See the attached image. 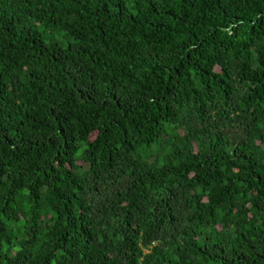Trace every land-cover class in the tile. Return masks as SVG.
I'll list each match as a JSON object with an SVG mask.
<instances>
[{"label":"trees","instance_id":"obj_1","mask_svg":"<svg viewBox=\"0 0 264 264\" xmlns=\"http://www.w3.org/2000/svg\"><path fill=\"white\" fill-rule=\"evenodd\" d=\"M0 264H264V0H0Z\"/></svg>","mask_w":264,"mask_h":264}]
</instances>
